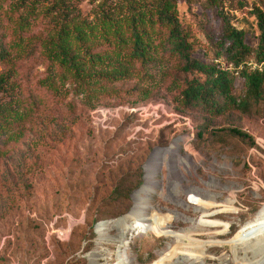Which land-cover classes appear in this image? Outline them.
Wrapping results in <instances>:
<instances>
[{"label":"rangeland","instance_id":"1","mask_svg":"<svg viewBox=\"0 0 264 264\" xmlns=\"http://www.w3.org/2000/svg\"><path fill=\"white\" fill-rule=\"evenodd\" d=\"M153 1L0 0L10 52L0 74L11 85L0 98L21 101L20 116L0 133V264H124L123 240L132 264H201L185 251L199 242L207 243L204 264H234L241 232L253 242L237 248L244 264L258 263L263 238L252 227L264 210V92L249 110L215 115L184 105L185 78L203 75L184 73L164 47L119 79L94 80L65 72L39 42L62 20L92 21L102 9L123 14ZM244 1H226L223 10L256 47L252 9L264 10V0ZM176 2L194 56L215 63L219 15L206 0ZM244 89L239 80L233 93ZM158 214L183 237L165 236L154 225ZM144 223L155 230L138 234ZM173 249L182 254L168 256Z\"/></svg>","mask_w":264,"mask_h":264},{"label":"trees","instance_id":"2","mask_svg":"<svg viewBox=\"0 0 264 264\" xmlns=\"http://www.w3.org/2000/svg\"><path fill=\"white\" fill-rule=\"evenodd\" d=\"M226 1L230 0L205 2L216 11L223 24L215 63L194 56L192 43L178 17L176 0H154L149 7L141 5L123 14L107 13L102 9L92 21L62 20L50 37L39 39V42L51 62L65 72L78 79L94 80L119 79L127 73L128 65L147 60L157 48L164 47L179 60L184 73L203 75L202 79L199 76L185 78L182 96L186 107L201 108L215 115L227 109L244 112L259 102L264 92V10L252 9L259 29L258 43L253 47L246 41L243 29L231 24L229 15L223 10ZM239 1L242 5L246 3ZM8 48L5 36L0 34L1 60L9 57ZM36 49L32 46L29 52ZM248 62L255 67H247ZM229 64L233 68H228ZM241 65L243 67L239 68ZM239 80H244L245 89L235 94L233 89ZM9 86L8 75L0 74V92ZM20 103V99L0 98V133L7 128L10 118L20 116L17 113ZM230 131L245 137L237 128Z\"/></svg>","mask_w":264,"mask_h":264},{"label":"bare ground","instance_id":"3","mask_svg":"<svg viewBox=\"0 0 264 264\" xmlns=\"http://www.w3.org/2000/svg\"><path fill=\"white\" fill-rule=\"evenodd\" d=\"M141 194V192H140ZM138 195V194H137ZM140 196V195H138ZM140 198V197H139ZM180 205H184L183 202L180 203ZM158 217H159V220L156 221L154 223V225L156 227H161V229L164 230V235L165 236H168L170 238H175V239H180L183 237L182 234L180 233H176L174 231H171L169 230L168 226L166 224L163 223V221L166 220L167 216H163L161 214H158ZM166 222V221H165ZM107 226V224H100L99 227H98V230L99 232H102L105 230V227ZM251 226V225H249ZM136 228H139L137 233H145L147 231H153L155 230L156 227L152 226L151 224H138L137 226H135ZM253 228H258L262 234H261V238L262 239V244L258 245L256 248H255V253L258 254V263L257 264H264V210L259 214V218L256 220L255 224H253ZM251 230V229H249ZM132 231V230H131ZM249 233V232H248ZM243 235H245V237H243ZM256 235V234H255ZM250 235L249 234H246V232H241L240 234H238L234 240V243L232 245L235 246V248L237 247L239 250H248L250 248V246H252L253 242H252V238L249 237ZM254 239H255V236H253ZM245 238V239H244ZM127 245H128V241L127 240H123L122 243H121V248H124V250L122 251V257L126 260V262L124 264H132V261L128 258L127 254H126V248H127ZM186 245V249L185 251L187 252H184L186 253L187 255H192L194 258H198V261L201 263V264H204V256L202 255V253L204 251H206V245L207 243L206 242H199V248L195 251H193V249L189 248V244H185ZM236 248V252H232V254L234 256H236V259H238L237 261L233 262L234 264H244V260L242 259V253L239 252L238 253V250ZM199 251V252H197ZM251 252V251H250ZM183 255H186L184 254ZM248 253V252H247ZM254 253V252H253ZM182 254L181 252H177L176 249H173L169 254L168 256H178ZM248 256V255H247ZM96 258V257H95ZM165 258V257H164ZM177 259H179L178 257H176ZM123 259V261H124ZM160 264H167L165 262V259L163 260V262H161ZM169 264V263H168ZM253 264H256L255 262Z\"/></svg>","mask_w":264,"mask_h":264},{"label":"built area","instance_id":"4","mask_svg":"<svg viewBox=\"0 0 264 264\" xmlns=\"http://www.w3.org/2000/svg\"><path fill=\"white\" fill-rule=\"evenodd\" d=\"M246 66H247V67H252V68L255 67V65H253L252 62H248V63L246 64ZM242 67H243V65L239 66V68H242ZM228 68H233V66H232L231 64H229V65H228Z\"/></svg>","mask_w":264,"mask_h":264}]
</instances>
